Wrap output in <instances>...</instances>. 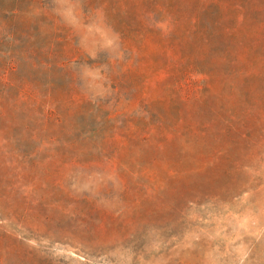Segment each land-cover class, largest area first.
Returning <instances> with one entry per match:
<instances>
[{
	"label": "rangeland",
	"instance_id": "rangeland-1",
	"mask_svg": "<svg viewBox=\"0 0 264 264\" xmlns=\"http://www.w3.org/2000/svg\"><path fill=\"white\" fill-rule=\"evenodd\" d=\"M37 1L62 28L73 58L65 72L35 65L39 47L52 40L50 26L28 42L0 34V72L16 62V77L30 85L53 82L58 96L66 86L83 92L102 105L103 125L80 110L71 123L98 132L75 152L45 143V133L31 139L7 130L0 264H264V92L238 88L228 98L217 88L218 102L171 105L165 87L178 91V71L166 67L148 23L143 41L125 54L113 13L100 1L88 8L84 0ZM168 53L175 59L176 51ZM108 63L115 82L105 78ZM122 63L131 96L118 92ZM241 100L255 102L244 137L214 115L239 110ZM144 135L153 142H141Z\"/></svg>",
	"mask_w": 264,
	"mask_h": 264
},
{
	"label": "trees",
	"instance_id": "trees-1",
	"mask_svg": "<svg viewBox=\"0 0 264 264\" xmlns=\"http://www.w3.org/2000/svg\"><path fill=\"white\" fill-rule=\"evenodd\" d=\"M93 1H100L106 13H113L111 23L126 47L125 54H131L143 41L141 28L148 23V29L156 34L158 44L164 49L160 57L167 61L166 67L170 65L178 71V91L165 87L169 104L205 105L212 99L218 102L224 96L217 88L228 90V98L238 88H243L245 95L255 86L264 92V0H84L82 3L88 8ZM53 18L37 0H8L0 5V34L4 39L18 36L28 42L35 34H45L44 28L50 26L52 40L48 48L39 47L43 59L36 60L35 65L65 72L66 63L74 55L66 52L69 41ZM158 18L163 19L160 23H166L165 27L157 26ZM55 47L61 51L56 52ZM169 51H176L175 59ZM126 65H119L118 92L130 90L131 96L135 90L126 81L130 74L129 68L124 69ZM107 68L105 78L115 82V64L108 63ZM17 73L16 62L10 64L8 73L0 72V125L6 128L5 131L0 126V150L6 147L4 141H9L6 133L9 128H19L31 139L45 133L48 139L45 143L70 152L85 151L84 142H95L98 130H82L71 120L81 110L97 121L99 128L103 125L98 119L102 109L99 101L91 102L86 94L71 86L63 89L64 96H58L53 82L37 87L18 79ZM254 105L255 102L241 100L239 110L220 108L214 115L229 130L244 137L243 119ZM52 127L58 132H52ZM156 134L157 137L162 134L161 127ZM152 140V136L144 135L140 141L152 143Z\"/></svg>",
	"mask_w": 264,
	"mask_h": 264
}]
</instances>
